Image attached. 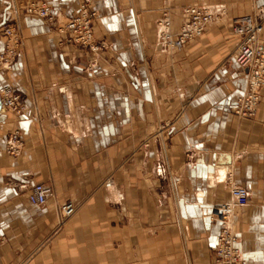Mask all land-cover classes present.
<instances>
[{"label":"crops","instance_id":"1","mask_svg":"<svg viewBox=\"0 0 264 264\" xmlns=\"http://www.w3.org/2000/svg\"><path fill=\"white\" fill-rule=\"evenodd\" d=\"M31 2L49 4L54 20L25 15ZM81 2L0 0V52L5 24L18 18L23 36L0 85L25 108L0 107V264H216L211 214L223 203L241 264H264V89L255 117L235 114L247 70L232 56L230 20L264 13V0H93L110 46L96 58L58 31ZM199 2L224 6L227 19L156 57L155 13ZM15 129L23 146L12 155ZM39 182L54 188L42 206L28 198ZM235 184L248 189L246 206L232 202ZM67 201L76 212L61 221Z\"/></svg>","mask_w":264,"mask_h":264},{"label":"built area","instance_id":"2","mask_svg":"<svg viewBox=\"0 0 264 264\" xmlns=\"http://www.w3.org/2000/svg\"><path fill=\"white\" fill-rule=\"evenodd\" d=\"M27 12L51 21L55 18L51 7L46 2L29 4ZM223 12L224 8L221 7H190L187 10V18L176 35L170 32L171 22L165 16L158 31V41L163 47H168L170 50H179L187 43L201 38L210 24L220 20ZM94 17L95 11L92 8V0H82L78 13L61 25L58 31L69 35L67 41L70 44L97 54L100 51V44L94 40ZM263 29V12L242 16L236 18L233 22V32L239 38L234 60L239 66L247 70L246 90L237 99L234 107L235 114L240 118L255 117L261 103V94L264 89ZM16 32V26H8L4 31L8 42L4 52L0 54V66H3L6 71L13 68L17 58V47L20 42ZM92 66H96V64L92 63ZM0 107L18 116L22 115L25 110L21 96L6 84L0 86ZM6 145L8 153L12 155L21 152L23 140L19 129L13 130L8 135ZM106 186L109 188L113 186L112 180H108ZM53 196V186L39 182L32 187L28 198L32 204L42 206ZM231 196L232 202L237 205L246 206L249 203V191L242 185H233ZM232 210L231 203H223L217 205L212 213V217L221 223V231L215 248L216 264H240L242 262L241 238L229 223V215ZM75 212L76 205L72 201H67L58 206V214L61 220L72 216Z\"/></svg>","mask_w":264,"mask_h":264},{"label":"rangeland","instance_id":"3","mask_svg":"<svg viewBox=\"0 0 264 264\" xmlns=\"http://www.w3.org/2000/svg\"><path fill=\"white\" fill-rule=\"evenodd\" d=\"M92 2H93V0H92ZM31 3H33V2H31ZM31 3H30V5H31ZM198 4H203V5H198ZM211 3H207V2H199V3H193V4H188L187 5V7H185L182 11H178V12H170L168 9H161L160 11H158L157 13H155V16H154V25H153V31L154 30H156V33H157V42H156V44H155V46H152V53L156 56V57H161V56H163L162 55V53L163 52H166V51H168L169 50V48L168 47H163L162 45H161V43H159V41H158V31H159V29H160V24H161V21L165 18V16H167L168 18H169V20H170V22H171V29H170V32L172 33V34H174V35H176L178 32H179V30H180V28H181V26L184 24V22H185V20H186V18H187V10L190 8V7H194V6H197V7H221V8H224V6H219V5H213V3H212V5H210ZM215 4V3H214ZM49 5V4H48ZM28 6H29V4L28 5H26L25 7H24V9H23V11H24V14L25 15H27V16H31L32 14H29L28 12H27V9H28ZM50 6V5H49ZM52 9V8H51ZM14 12V11H13ZM53 12V11H52ZM182 12V13H181ZM254 15V14H253ZM17 16L19 17V14L17 13V14H15V12H14V18L16 17L17 18ZM36 16H38V15H36ZM38 17H40V16H38ZM97 17V12H95V17H94V19H93V29H94V40H95V42L96 43H98V44H100V48H99V50L100 51H98V53L97 54H95V53H93V52H91L90 50H88V49H82V48H79V49H81V50H83L84 52H89L90 54H92L95 58L96 57H98V56H100L102 53H104V52H106V51H108L109 50V48H110V46H108L107 45V43L105 42V41H103V39L101 38V36H98L97 34H96V29H95V26H94V20H95V18ZM175 17V22H174V18ZM227 14H226V10H225V8H224V12L222 13V16H221V18H220V20H218V22H223L224 20H226L227 18ZM40 18H42V17H40ZM239 18V17H238ZM44 19V18H43ZM229 19V18H228ZM235 19H236V17H235ZM234 18H230V20L232 21V23L234 22V20H235ZM17 20H18V18H17ZM17 20H13L12 22H10V23H7V24H5L4 26H3V28H2V33L4 34V31H5V28L6 27H15L16 26V29H17V37L19 38V42L21 43V41H22V39H23V36H22V33H21V30L18 28V24H17ZM45 20H47V19H45ZM217 22V21H216ZM231 33H232V35H235L234 34V32H233V26H232V28H231ZM236 36V35H235ZM4 37H5V46H4V49H3V51L2 52H0V54L1 53H3L4 52V50H5V48H6V44H7V42H8V39H7V37L5 36V34H4ZM195 40H193V41H191V42H189V43H192V42H194ZM188 43V44H189ZM238 46V45H237ZM19 47H20V44L18 45V47H17V57H18V50H19ZM236 49H237V47L234 49V51H233V53H232V56H233V58H234V54H235V51H236ZM180 50V49H179ZM173 51H175V50H173ZM16 61H17V58H16V60H15V63H16ZM15 63H14V65H13V68H14V66H15ZM92 63L94 64H96V66H92ZM132 67V66H131ZM0 68L3 70V71H6V70H4L3 69V66H0ZM13 68L11 69V70H8V71H6V72H11L12 70H13ZM90 68H92V69H95V68H97V62H96V60H92V62H91V65H90ZM1 85H3V84H1ZM0 85V86H1ZM9 86V85H8ZM13 113V112H12ZM14 115H16L15 113H13ZM16 116H18V115H16ZM12 132V131H11ZM10 132V133H11ZM9 133V134H10ZM8 138V137H7ZM7 146V145H6ZM6 151H7V147H6ZM8 152V151H7ZM108 180H112V183H113V185H114V180H113V177L112 176H110V177H108V179L106 180V182H105V186H106V183H107V181ZM107 187V186H106ZM109 188V187H108ZM111 188V187H110ZM212 215V214H211ZM65 220V219H64ZM62 221V220H61ZM233 227V229L235 230V232H237L238 233V231L235 229V226L233 225L232 226ZM239 234V233H238ZM240 235V234H239ZM241 264V263H240Z\"/></svg>","mask_w":264,"mask_h":264},{"label":"bare ground","instance_id":"4","mask_svg":"<svg viewBox=\"0 0 264 264\" xmlns=\"http://www.w3.org/2000/svg\"><path fill=\"white\" fill-rule=\"evenodd\" d=\"M229 220H230V224L233 226L234 225V217H233V210L231 211L230 215H229Z\"/></svg>","mask_w":264,"mask_h":264}]
</instances>
